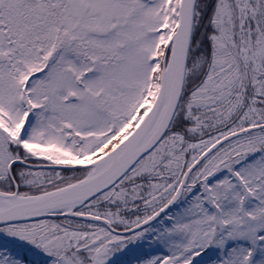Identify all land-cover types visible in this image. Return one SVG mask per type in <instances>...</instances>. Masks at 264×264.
<instances>
[{
  "label": "snow or ice",
  "instance_id": "6c2138e0",
  "mask_svg": "<svg viewBox=\"0 0 264 264\" xmlns=\"http://www.w3.org/2000/svg\"><path fill=\"white\" fill-rule=\"evenodd\" d=\"M0 264H264V0H0Z\"/></svg>",
  "mask_w": 264,
  "mask_h": 264
}]
</instances>
